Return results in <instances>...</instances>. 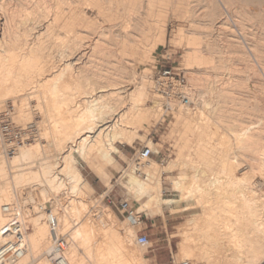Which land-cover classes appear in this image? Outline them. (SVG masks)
<instances>
[{
    "label": "bare ground",
    "instance_id": "bare-ground-1",
    "mask_svg": "<svg viewBox=\"0 0 264 264\" xmlns=\"http://www.w3.org/2000/svg\"><path fill=\"white\" fill-rule=\"evenodd\" d=\"M155 4L187 8L191 29L178 28L173 41L185 49L184 93L190 105L176 100L170 104L174 118L184 119L186 146L168 167L160 169L149 159L140 172L135 168L124 172L126 182L119 183L138 197H147L144 212H161L164 205L173 209L187 198L194 200V218L179 246L187 261L264 262V212L252 197L251 174L238 178L233 173L249 151L259 154L261 165L256 169L264 170V82L259 77L264 73V0H0V111L7 99L15 107L18 102L27 122L30 113L24 98L36 95L41 99L37 109L53 124L43 134L50 139L47 149L25 143L12 159L4 153L0 134V246L11 239L3 236L6 208L20 210L29 227L27 250L15 264H53L47 257L54 239L45 221L48 212L54 215L56 235L67 238L68 264L149 263L137 251L144 245L138 240L135 244L132 226L125 225L121 234L110 210L98 208L93 215L80 165L83 162L108 178L107 168L117 164L114 155L122 156L116 143L132 145L137 127L148 132L168 113L146 67L168 34L161 7L153 34L146 12ZM219 4L232 10L243 43L234 30H230L234 35L227 31ZM136 64L143 66L140 77ZM238 64L244 65L247 77L236 75L243 73ZM224 70L230 73L228 78L221 74ZM251 78H257V85L250 89ZM153 88L156 98L148 107ZM13 109L5 112L10 111L14 121ZM257 111L262 114L259 126L246 127L241 118ZM173 168L181 171L173 183L180 192L178 200L161 196L163 174ZM254 168L253 175L261 172ZM35 186L52 194L65 190L68 197L38 205L37 215L31 216L23 208L20 191ZM140 217L132 212L129 219L141 224Z\"/></svg>",
    "mask_w": 264,
    "mask_h": 264
},
{
    "label": "rangeland",
    "instance_id": "rangeland-1",
    "mask_svg": "<svg viewBox=\"0 0 264 264\" xmlns=\"http://www.w3.org/2000/svg\"><path fill=\"white\" fill-rule=\"evenodd\" d=\"M222 11L224 12L227 22H228V28L227 31L229 34H235L240 41H243V37L240 34V31L236 27V20L234 17V14L232 10L226 9V6L223 4H219ZM187 6V5H186ZM161 7L163 13L162 16H164V20L166 21V29H167V39L166 43L163 46H158L155 50V59L154 62H150L146 64V67L150 70V77H152V82L154 85V80L156 79L157 75L165 68H174V69H180L183 70V72L186 75L187 84H188V73L186 71L187 68L185 66V49L184 46L180 44H176L173 41V35L177 31L178 28L182 27L185 30L189 31L190 23L189 20L186 19L188 14L186 13L185 6H181V4H155L152 6L151 9L148 10L147 13V20L151 24V27L153 29V34L156 33V25L154 24V21L158 19L156 16V12ZM226 9V10H225ZM94 16H97L95 13ZM196 21V18L194 19ZM235 20V21H234ZM99 21L103 23V20L99 18ZM198 21V20H197ZM230 25V26H229ZM229 27H232L229 29ZM175 29V30H174ZM230 30H234L231 32ZM238 30V31H237ZM227 32V33H228ZM242 39V40H241ZM245 40V39H244ZM243 44L244 47L247 49V51L250 54V57L252 60H255L250 53V49L248 47V44L246 41ZM243 43V42H242ZM247 45V46H246ZM254 61V64H257V62ZM256 68L258 72L260 73L262 70L257 67ZM195 67V68H194ZM193 71H198V67L194 66ZM243 64H238L236 66L237 69H241L242 72L236 73V75L242 78L247 77L246 70L243 68ZM136 77H140L143 72V66L140 64H136L134 66ZM245 72V73H244ZM221 74L224 76H227L230 74L228 71H221ZM222 75V76H223ZM223 76V77H224ZM230 77V75H229ZM259 77L264 82V73L261 72L259 74ZM224 77V79H227ZM257 78H251V81H248L250 85V89L257 85L255 83ZM127 85L125 83L123 86ZM248 85V86H249ZM129 86L133 87L134 83ZM254 88V87H253ZM249 96L251 98V101H254L253 95L249 93ZM32 97H26L24 100L27 101V105L25 109L29 111L30 113V119L26 122V119L24 120V116L20 114V104L18 102L16 103L17 107H15L13 104V100L7 99L4 102L3 107L4 110L0 111V114L4 113L7 110H12V113H14V122L17 124L20 128H30L31 126L33 129L28 130V132L31 134V140L27 143L28 146L30 145H36L37 143L44 146L45 149H47L49 144V137L47 138L45 131L49 132L52 129V122H50V119H46V117L41 113V110L39 105L41 102V99L36 98V95ZM28 98V99H27ZM32 98V99H31ZM156 98V94L154 91V88L152 92L149 95L148 101L146 102V105L148 107H152L153 101ZM158 100V99H157ZM37 101V102H36ZM38 104V105H37ZM254 105V103H251ZM19 105V106H18ZM39 107V109H37ZM191 107H194L193 105ZM19 108V111H18ZM3 111V112H2ZM27 111V112H28ZM257 112L252 113L251 115H244L241 120L244 123L246 127L252 126L253 124L256 128V125L259 122V118H261L262 114L259 115ZM258 115H257V114ZM20 115V116H19ZM259 117H257V116ZM33 116V117H32ZM20 117L22 119H20ZM176 114L174 113H166L164 117H161L159 120L154 121V123L151 125L150 130L147 132L144 127L136 128L135 132L136 137L132 145H129L127 143H123L122 141H119L116 143V146L119 148V150L122 153V156L114 155L116 166L112 168H107L108 178H103L100 176L97 172L92 170L90 167L86 166L85 163H81L80 169L82 171V174L85 178V183L83 185L84 189L86 190L89 199L92 200V212L93 215H97L98 212H96L99 209H102L103 211L110 210L112 214L114 215L116 219L115 227L116 229L121 233L124 234V226L130 225L133 228L134 232V241L135 244L137 243L138 237L140 235H147L149 238L148 245H144L142 248H139L137 251L142 252L143 258L149 262L148 264H183L186 262H189L190 264H195L192 259L181 257L180 255V243L183 240V231L187 228V226L190 223V220L194 218V215H192L191 211L193 207L197 206L191 198H187L180 203H177L173 206V209L170 208L167 205H164L161 212H152V211H146L144 212V205L148 201L147 197L140 198L138 197L137 193L134 192V190H130L128 187L123 186L120 183L126 182L124 180L125 173L127 174L128 171L130 172L131 168H129L134 155L143 149L144 147H149L154 152V155L151 159L154 163L158 165L160 169H164L169 166L170 163L176 162L179 154L182 149L185 148L186 142L184 139V119H179L177 121ZM24 120V121H23ZM44 120V121H43ZM50 123H49V122ZM251 123V124H250ZM35 124V125H34ZM50 124V125H49ZM52 124V125H51ZM38 125V126H37ZM45 126V127H44ZM259 126V125H257ZM48 127V128H46ZM48 130H46V129ZM50 128V129H49ZM143 128V129H142ZM45 129V130H43ZM256 130V129H255ZM254 131V130H253ZM42 133V134H41ZM45 136V137H44ZM153 144L149 145V144ZM46 145V146H45ZM4 147V146H3ZM5 150V148H4ZM7 155V158L12 159L15 154H7L6 150L4 152ZM245 162L242 163L239 167H237L235 170L234 175L238 178H242L244 174H251L250 188L254 191L255 200L258 201L259 209L264 212V170H257L256 166L261 165L259 160V154L255 155L254 153L245 152ZM258 156V159H257ZM256 157V159H254ZM256 160V161H254ZM259 160V161H258ZM254 161V162H253ZM247 162V163H246ZM149 163V162H147ZM255 166V168H254ZM258 166V167H259ZM246 167H249L248 170L244 169ZM129 168V169H128ZM256 169L257 172L254 175L252 173V169ZM258 169H261L258 168ZM127 170V171H126ZM233 170V171H234ZM125 172V173H124ZM179 168H173L172 170H168L163 174V193L162 197L164 199H179L180 192L178 190L174 189L173 183L177 181L179 174H180ZM123 178V179H122ZM222 181H225L226 178H221ZM120 182V183H119ZM112 186V188H110ZM32 191V192H31ZM65 192V190H62ZM62 191L60 192H47L46 188L41 187H30L26 189H22L20 192V200L22 202L23 208L31 215H37V206L42 205L45 202H50L49 204H53L55 200H59L61 202H64L66 199V196ZM51 193V194H50ZM62 193V194H61ZM64 200L62 199L63 197ZM65 195V196H64ZM62 197V198H61ZM68 197V196H67ZM142 197V196H141ZM55 199V200H54ZM139 208L141 210H139ZM96 209V210H95ZM129 211L134 212L135 214L140 215L141 218V224H136L135 222H132L129 219ZM175 212V213H174ZM98 222V220H97ZM227 241H225L226 243ZM229 245V243H226ZM139 245V244H138ZM141 246V245H140ZM143 250V251H142ZM182 258V259H181ZM185 261H184V260ZM192 261V262H191ZM204 264V263H200ZM261 264V263H260Z\"/></svg>",
    "mask_w": 264,
    "mask_h": 264
},
{
    "label": "built area",
    "instance_id": "built-area-1",
    "mask_svg": "<svg viewBox=\"0 0 264 264\" xmlns=\"http://www.w3.org/2000/svg\"><path fill=\"white\" fill-rule=\"evenodd\" d=\"M154 85L155 91L164 105V109L169 113L172 112L170 107L172 101L176 100L184 105H190L189 99L184 93L187 79L183 70L165 67L157 75ZM31 129H33L32 126L30 128L18 127L11 118L10 111L0 114V134L7 154H14L18 146L31 140V134L28 132ZM153 155L154 152L151 148L144 147L134 155L129 168H135L140 172ZM5 213L8 216V221L3 227V236L10 235L11 239L0 246V264H15L24 256L27 250L26 237L29 227L23 220L20 210L6 208ZM131 213L132 211H129V216ZM45 221L51 227V231L54 234L53 243L47 253V257L53 264H68L65 258V250L68 245L66 236L56 235L55 220L52 212L47 213ZM138 243L140 245H148V236L140 235Z\"/></svg>",
    "mask_w": 264,
    "mask_h": 264
}]
</instances>
